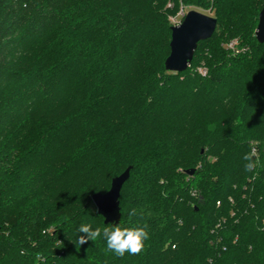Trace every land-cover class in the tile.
<instances>
[{
    "label": "trees",
    "instance_id": "16d2710c",
    "mask_svg": "<svg viewBox=\"0 0 264 264\" xmlns=\"http://www.w3.org/2000/svg\"><path fill=\"white\" fill-rule=\"evenodd\" d=\"M182 8L217 28L173 73L170 18ZM263 8L0 0V264H264ZM128 168L117 224L147 225L143 250L79 245L81 224L105 225L93 195Z\"/></svg>",
    "mask_w": 264,
    "mask_h": 264
},
{
    "label": "water",
    "instance_id": "95a60500",
    "mask_svg": "<svg viewBox=\"0 0 264 264\" xmlns=\"http://www.w3.org/2000/svg\"><path fill=\"white\" fill-rule=\"evenodd\" d=\"M217 28V20L202 12L191 10L183 22L173 26L171 31L170 55L165 61L168 72L182 73L190 66L200 42L212 38ZM255 37L260 44H264V8L259 14V23ZM131 168L112 181L111 189L105 193L93 195L92 200L97 213L104 218V223L117 224L121 219L120 196L125 183L130 178ZM188 176L194 170L187 171Z\"/></svg>",
    "mask_w": 264,
    "mask_h": 264
},
{
    "label": "clouds",
    "instance_id": "9594fccd",
    "mask_svg": "<svg viewBox=\"0 0 264 264\" xmlns=\"http://www.w3.org/2000/svg\"><path fill=\"white\" fill-rule=\"evenodd\" d=\"M255 156V149L244 155L243 159L246 162L244 164L245 172H253L255 170L257 166ZM136 215V209H131L129 216L134 217ZM78 232L85 234L80 235L77 239L79 245L88 241L95 242L98 238H103L106 242L105 254L113 253L119 257L124 256L125 253L131 255L139 254L145 246V241L150 238L147 225L122 227L120 223H108L103 228L96 227L93 229L91 224H81Z\"/></svg>",
    "mask_w": 264,
    "mask_h": 264
},
{
    "label": "built area",
    "instance_id": "2783aa9c",
    "mask_svg": "<svg viewBox=\"0 0 264 264\" xmlns=\"http://www.w3.org/2000/svg\"><path fill=\"white\" fill-rule=\"evenodd\" d=\"M169 6H171V5H169ZM187 13H188V12L186 11V9L182 8V9L179 11V13H178L177 16H175V17H171V18H170V21H171L172 25H173V26H178V25H180V24L183 22L184 18L186 17ZM236 45H237L236 42H231V43L228 45V48H229L230 50H232L233 52H235V51H236ZM199 72H200L203 76H206V75H207V71L204 70V69H200Z\"/></svg>",
    "mask_w": 264,
    "mask_h": 264
},
{
    "label": "rangeland",
    "instance_id": "374dc122",
    "mask_svg": "<svg viewBox=\"0 0 264 264\" xmlns=\"http://www.w3.org/2000/svg\"><path fill=\"white\" fill-rule=\"evenodd\" d=\"M191 10H196V9H193V8H192V9L186 8V11H187V12H189V11H191ZM196 11H199V10H196ZM202 13H203V12H202ZM204 14L209 15L208 13H204ZM209 16H210V15H209ZM200 69H201V68H199V70H200ZM198 72H199V71H198Z\"/></svg>",
    "mask_w": 264,
    "mask_h": 264
}]
</instances>
